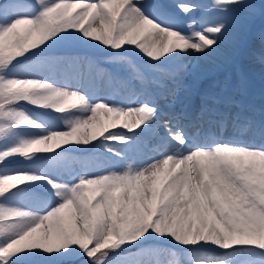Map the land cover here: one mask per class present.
I'll return each mask as SVG.
<instances>
[{
	"label": "snow or ice",
	"instance_id": "6c2138e0",
	"mask_svg": "<svg viewBox=\"0 0 264 264\" xmlns=\"http://www.w3.org/2000/svg\"><path fill=\"white\" fill-rule=\"evenodd\" d=\"M257 17L264 0H0V264H264V93L239 76L180 99ZM246 55L264 66V28Z\"/></svg>",
	"mask_w": 264,
	"mask_h": 264
},
{
	"label": "rangeland",
	"instance_id": "374dc122",
	"mask_svg": "<svg viewBox=\"0 0 264 264\" xmlns=\"http://www.w3.org/2000/svg\"><path fill=\"white\" fill-rule=\"evenodd\" d=\"M264 28V19L257 17L256 20L252 24L251 31L249 32L246 38V47L244 50L240 52L239 55H230V53L226 50L225 56L229 58L227 60L220 59L214 63H205L203 65L204 74L203 76L197 80L192 75H188L184 78L183 86L180 91V99L183 100L185 95L190 92L191 93V103L193 108L198 107L200 103V96L212 89L214 86L219 87L222 86L226 80H231V82H235L239 76H243L247 78L251 84L256 96L257 102H259L260 96L264 93V66H262L258 61L253 62L246 55V50L248 47H256L260 46V30ZM95 43V42H93ZM91 53H88L94 58L103 60L104 53L97 52L94 49H90ZM89 52V50H87ZM191 62V61H190ZM218 65V66H217ZM104 88L103 82H101V89ZM181 105L177 104V111L180 110ZM63 124V121H60ZM110 131H127L122 127L118 126L115 129H110ZM138 131V130H137ZM113 146H118L119 142H109ZM151 150L147 153L149 156H157L161 151H164L162 147L159 146L158 141L156 139H151L150 141ZM106 154V149H103L99 146L93 149L91 155H95L103 159ZM90 154L88 153H80L74 152L71 154L72 156V167L80 168L81 160L83 158L88 157ZM164 247H167L166 245ZM171 251H175V249H171ZM212 254V253H209ZM182 259H186V257H181ZM159 259L162 261H170L174 259V257L169 253L166 256H162Z\"/></svg>",
	"mask_w": 264,
	"mask_h": 264
},
{
	"label": "trees",
	"instance_id": "16d2710c",
	"mask_svg": "<svg viewBox=\"0 0 264 264\" xmlns=\"http://www.w3.org/2000/svg\"><path fill=\"white\" fill-rule=\"evenodd\" d=\"M90 51H91V50H89V52H88V53H91V54L93 55L94 53H92V52H90ZM93 57H94V56H93ZM34 114H37V113H35V112H34Z\"/></svg>",
	"mask_w": 264,
	"mask_h": 264
},
{
	"label": "bare ground",
	"instance_id": "6f19581e",
	"mask_svg": "<svg viewBox=\"0 0 264 264\" xmlns=\"http://www.w3.org/2000/svg\"><path fill=\"white\" fill-rule=\"evenodd\" d=\"M168 261V260H167Z\"/></svg>",
	"mask_w": 264,
	"mask_h": 264
}]
</instances>
